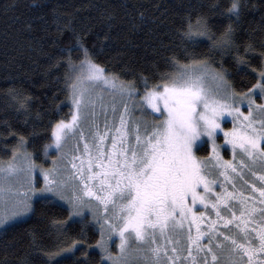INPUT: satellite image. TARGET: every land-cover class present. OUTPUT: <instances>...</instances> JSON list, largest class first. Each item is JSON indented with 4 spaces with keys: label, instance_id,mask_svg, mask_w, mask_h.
<instances>
[{
    "label": "snow or ice",
    "instance_id": "1",
    "mask_svg": "<svg viewBox=\"0 0 264 264\" xmlns=\"http://www.w3.org/2000/svg\"><path fill=\"white\" fill-rule=\"evenodd\" d=\"M242 7L241 0H229L218 12L228 24L215 38L199 13L195 19L185 17L177 31L185 57H194L206 42L221 51L235 47L233 24L240 21ZM53 23L58 30L70 29L59 19ZM72 34L75 42L61 49L67 53L66 80L71 81L67 84L70 118L49 116L45 123L50 131L43 154L48 156L50 150L56 154L48 168L35 162L23 135L10 133L16 143L7 161L0 160V227L22 222L36 211V205L57 204L68 211L67 223L52 221L57 239L77 220L87 223L91 213L100 225L96 246L112 264H175L184 251L182 242L187 246L183 259H191L192 264H210L209 257L211 264H264V171H254L264 169V63L259 71H249L250 62L237 58V71L244 74L243 91L237 92L225 74L206 61L189 59L180 64L173 57L175 71L161 73L151 86L142 78L138 91L132 82L125 83L94 62L82 37ZM74 49L82 56L78 63L72 61ZM99 85L118 95L122 107L105 103L94 91ZM8 95L19 102L12 90ZM136 97L130 105L129 99ZM244 104L247 113L241 111ZM135 111L141 116H134ZM155 113L159 119L145 118ZM254 115L260 117L258 122ZM229 117L233 127L223 128L222 121ZM36 118L43 120L39 112ZM221 132L233 153L239 150L237 163L221 156L217 144ZM36 134L33 125L29 135ZM70 140L75 144L70 145ZM205 143L210 151L200 156L197 153ZM37 169L43 179L39 188V180L33 183ZM245 169L260 182L259 187L251 184L259 194V207L254 193L246 195L233 182L239 179L247 185ZM229 182L231 191L225 187ZM217 185L220 191L215 190ZM197 205L202 210L197 211ZM113 236L119 240L115 255L108 249ZM30 246L40 259L33 262L24 257L21 264H87L86 259L76 258L77 251L85 258L88 252L75 239L67 247L35 240Z\"/></svg>",
    "mask_w": 264,
    "mask_h": 264
},
{
    "label": "trees",
    "instance_id": "2",
    "mask_svg": "<svg viewBox=\"0 0 264 264\" xmlns=\"http://www.w3.org/2000/svg\"><path fill=\"white\" fill-rule=\"evenodd\" d=\"M228 2L0 0V160L6 161L11 156L16 136L10 133H17L28 141L27 151L35 162L46 163L43 144L48 142L47 131H50L45 128L47 119L49 116L53 120L70 118L67 89L70 80H66L64 60L67 53L61 49L71 47L75 42L73 32L82 37L93 53L94 62L125 83L132 82L138 91L143 87L142 78H146L151 86L158 82L161 73L175 71L171 65L173 57L180 64H187L189 59H202L210 68L223 72L237 92L243 91L244 74L237 71V58L250 62L249 71H259L264 63V56H261L264 53V0H241V18L233 24L235 47L229 50L210 48L206 42L195 50L194 57L186 58L177 36L185 17L195 19L199 13L213 37H219L228 20L218 12ZM54 19H59L61 25L70 24L71 31L64 27L58 30ZM246 46L248 52H245ZM101 48L102 53L95 54ZM81 58L80 52L74 49L72 61L78 63ZM9 90L16 94L19 102L9 98ZM38 112L43 120L36 118ZM33 125L35 137L29 135ZM208 151V146L203 144L197 154L206 156ZM223 156H228L227 150H223ZM67 219L66 207L36 205V211L22 222L3 227L0 231V264H21L24 257L38 261L39 256L30 246L33 240L45 246L60 243L61 247H67L73 239L81 242L88 252L85 258L77 251L76 258L86 259L87 264H108L95 246L99 232L94 223L82 224L77 220L57 239L52 221L67 223Z\"/></svg>",
    "mask_w": 264,
    "mask_h": 264
},
{
    "label": "rangeland",
    "instance_id": "3",
    "mask_svg": "<svg viewBox=\"0 0 264 264\" xmlns=\"http://www.w3.org/2000/svg\"><path fill=\"white\" fill-rule=\"evenodd\" d=\"M211 69H213V68H211ZM70 83H71V81H70ZM89 87H92V86L89 85ZM94 91H95V93L98 96L99 95H102L103 98H104L105 103H107L110 107H111V105H112L113 102H115L116 105L122 107V104L120 102L121 101V98L118 95H115L109 89H107L106 86H104V85L96 86L94 88ZM141 94H142V92H141ZM138 99H139V97H136L135 99H129V104L130 105H133L135 103V101L138 100ZM257 103H260V101H257ZM241 111L244 112V113H247L248 112V108H247V105L246 104L241 105ZM134 116L140 117L141 116V112L140 111H135L134 112ZM145 118L147 120H149V121H152L154 119H159L160 117H159V114L158 113H155V114H152V115H147ZM252 118L255 121H257V122L260 119V117L258 115H254ZM255 126L258 127L259 126L258 123ZM222 127L223 128H226V129L232 128L233 127L232 119L229 117V118H227L226 121H222ZM69 144L70 145H74L75 144V141L74 140H70L69 141ZM205 144L208 146V150L210 151V145H208L207 143H205ZM217 144L218 145H221L219 151H220L221 156L225 160H229V161H233L234 163H237L241 159V155L239 154V150H237V153L236 154L233 153V150H232L231 145L227 144L224 141V137H223V133L222 132L219 134V139L217 140ZM223 150H227L228 151V156L226 158L223 156ZM54 155H56V154L54 152H51V150H50V154L48 156H45L46 163H42V164H38L37 163V164L40 165V166H42V167H44V168H48L51 165V163H52V156H54ZM69 159H70V157H69ZM2 161H4V160H2ZM61 163L63 164V163H65V161H61ZM69 167H70V165H69ZM38 171L39 170L37 169L36 172L33 173V183H36V181L39 180V183H36V187L37 188H39L43 184V179H42L41 176L38 175ZM254 171H264V169H261V168L257 167L256 169H254ZM238 172H239V169H238ZM221 179H223V178H221ZM244 180L248 181L247 185H244L243 184V181H241L239 179H236L233 182L236 183L238 190H245V194L246 195L247 194H250V193H254V190L251 188V184L253 182L257 183V186L259 187L260 182L258 181V179L256 177H253L246 169L244 171ZM225 187L227 188V190L231 191V182L226 183ZM215 190L216 191H220L221 189L217 185L215 187ZM254 194L257 196V206L259 207V199H260L259 198V194L258 193H254ZM61 203H64V202H61ZM92 210L95 211V203H93V209ZM196 210L197 211H200L202 209L200 208L199 205H197ZM88 211H89L88 209H85V212H88ZM100 214L101 215L103 214L102 213V210H101ZM27 216H25L24 218H26ZM213 218H214V214H213ZM86 219H87V221H89L91 223H94V225L97 227L98 232H99V239H100V231H99L100 225H98V224L95 223V220L93 219L91 213H89L86 216ZM201 227L203 228L204 225H202ZM219 227L221 228L222 231L224 230L223 224H220ZM2 229H3V227H0V231ZM193 231H195V229H193ZM186 232H187V225H185V235H186ZM118 243H119L118 237H115V236H113L108 241V249H109V251L113 255H115V254H117L119 252V248L117 247ZM203 243H207V240L204 239L203 240ZM181 246L184 248V251H183V253L181 255V260L175 261V264H192V260L191 259H188V260H184L183 259V257H186L187 256V246H186V244H183V242H182ZM96 248L100 251V249L97 246H96ZM100 253H101V251H100ZM101 254H102V256H103V258H104V260H105L106 263L112 264V262L110 260H107V258L105 257V255L103 253H101ZM193 255L194 256L196 255L195 250L193 251ZM199 255H200L201 258L203 257V253H200ZM209 262L211 264L210 257H209Z\"/></svg>",
    "mask_w": 264,
    "mask_h": 264
}]
</instances>
